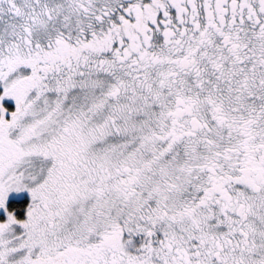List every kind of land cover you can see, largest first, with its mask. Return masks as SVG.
Masks as SVG:
<instances>
[{
	"label": "snow or ice",
	"instance_id": "1",
	"mask_svg": "<svg viewBox=\"0 0 264 264\" xmlns=\"http://www.w3.org/2000/svg\"><path fill=\"white\" fill-rule=\"evenodd\" d=\"M0 264H264V0H0Z\"/></svg>",
	"mask_w": 264,
	"mask_h": 264
},
{
	"label": "trees",
	"instance_id": "2",
	"mask_svg": "<svg viewBox=\"0 0 264 264\" xmlns=\"http://www.w3.org/2000/svg\"><path fill=\"white\" fill-rule=\"evenodd\" d=\"M10 102L13 105L14 101L10 99ZM6 106L8 108L10 107L7 104H6ZM9 203H10V207L16 208L18 216L22 217V214L25 211V207L24 206L26 205V202L25 201H9Z\"/></svg>",
	"mask_w": 264,
	"mask_h": 264
},
{
	"label": "rangeland",
	"instance_id": "3",
	"mask_svg": "<svg viewBox=\"0 0 264 264\" xmlns=\"http://www.w3.org/2000/svg\"><path fill=\"white\" fill-rule=\"evenodd\" d=\"M5 103H6L8 106H10L9 109L14 108V107H13V106H14V103H13V105H12V103L10 102V99H9V98H6ZM24 197H25V198H22V199H21V198H18L15 194H13V195L11 196V198H10V201H25L26 198L29 199V197H28L27 195H25ZM24 212H25V211H24ZM24 212H23V214H22V217H23V215H24Z\"/></svg>",
	"mask_w": 264,
	"mask_h": 264
}]
</instances>
